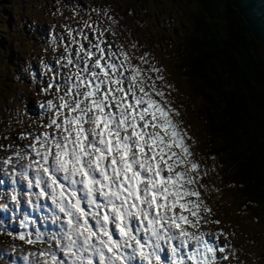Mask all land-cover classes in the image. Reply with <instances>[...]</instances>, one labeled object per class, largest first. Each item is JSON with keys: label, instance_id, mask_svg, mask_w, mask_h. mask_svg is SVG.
Returning a JSON list of instances; mask_svg holds the SVG:
<instances>
[{"label": "snow or ice", "instance_id": "snow-or-ice-1", "mask_svg": "<svg viewBox=\"0 0 264 264\" xmlns=\"http://www.w3.org/2000/svg\"><path fill=\"white\" fill-rule=\"evenodd\" d=\"M56 3L39 121L0 124V264H248L165 68L125 45L109 7Z\"/></svg>", "mask_w": 264, "mask_h": 264}, {"label": "trees", "instance_id": "trees-1", "mask_svg": "<svg viewBox=\"0 0 264 264\" xmlns=\"http://www.w3.org/2000/svg\"><path fill=\"white\" fill-rule=\"evenodd\" d=\"M8 6L0 0V91L13 71ZM130 9L124 4L123 14ZM177 9L172 31L156 41L172 55L203 157H217L211 177L237 205L233 213L255 218L264 234V49L229 0H182ZM214 197L228 208L230 199Z\"/></svg>", "mask_w": 264, "mask_h": 264}, {"label": "rangeland", "instance_id": "rangeland-1", "mask_svg": "<svg viewBox=\"0 0 264 264\" xmlns=\"http://www.w3.org/2000/svg\"><path fill=\"white\" fill-rule=\"evenodd\" d=\"M10 9V19L6 23L10 29L13 71L7 74L6 83L9 85L7 89L1 86L0 91V124L6 125L11 121L13 129L19 130L21 125L16 123L17 109L26 113L19 117L23 119L24 127H27L29 120L39 121L40 108L39 103L42 102V97H38L32 86L33 75L37 76L39 83V73L44 71L40 66V60L43 58L46 62H51L57 53L51 51L56 45H49L51 39H58L56 33L62 32L59 24L63 21L62 16L53 15L57 5L56 0H7ZM64 0H62V3ZM87 2V0H85ZM93 2L101 7H109L110 15H113L118 22L119 34L121 40L127 42L124 38L138 43L141 50L151 53L156 62L165 68V75L169 81L176 86L177 92L173 93L176 100V105L180 107L182 119L190 125L192 133L198 141L197 151L203 156L201 148V140L198 136L194 121L189 114L188 107L184 103V98L181 97L184 93L182 81L174 70L171 64V56L164 44H158L157 36L162 32L166 35L172 30L170 25L173 24L174 17L178 6L182 0H93ZM130 6V13L125 10L127 15L123 14V5ZM63 15L67 16V10H63ZM130 16H132L130 18ZM103 19V17H101ZM55 24V30L51 29V25ZM170 28V30H169ZM51 32V35H50ZM151 35H155L154 37ZM148 36L152 37V40ZM32 39L38 42L33 43ZM156 44V46L152 43ZM166 47V48H165ZM50 66H54L51 65ZM50 75V74H48ZM47 78V77H45ZM4 82V84H5ZM209 165V161H207ZM210 166V165H209ZM210 183H215L214 177H211ZM217 186H219L217 184ZM216 196V194H214ZM229 198L228 191H222L219 195ZM227 201V200H226ZM213 205V210L218 218L223 221L231 222L236 230V239L233 244L238 251L243 248L244 256L242 259H247L248 264H252L255 259V264H264V234L260 227V223L252 222V219L244 213L238 214L240 218L233 213V209L237 205H233L232 201H227L228 208L222 207L214 199L209 200ZM22 213L27 212L31 218L39 220V216L32 213L30 209L22 207ZM239 226L238 228L236 226ZM43 230L44 225H39ZM49 229L51 225L47 226Z\"/></svg>", "mask_w": 264, "mask_h": 264}, {"label": "water", "instance_id": "water-1", "mask_svg": "<svg viewBox=\"0 0 264 264\" xmlns=\"http://www.w3.org/2000/svg\"><path fill=\"white\" fill-rule=\"evenodd\" d=\"M245 21L252 37L264 49V0H229Z\"/></svg>", "mask_w": 264, "mask_h": 264}, {"label": "bare ground", "instance_id": "bare-ground-1", "mask_svg": "<svg viewBox=\"0 0 264 264\" xmlns=\"http://www.w3.org/2000/svg\"><path fill=\"white\" fill-rule=\"evenodd\" d=\"M149 37V36H148ZM150 39V38H149ZM151 40V39H150ZM154 42V41H153ZM186 101V100H185ZM264 229V228H263Z\"/></svg>", "mask_w": 264, "mask_h": 264}]
</instances>
